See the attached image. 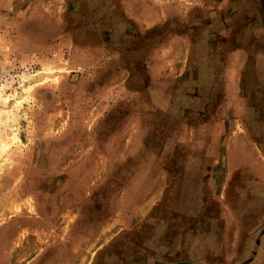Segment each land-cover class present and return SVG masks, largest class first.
Returning a JSON list of instances; mask_svg holds the SVG:
<instances>
[{
  "label": "rangeland",
  "instance_id": "374dc122",
  "mask_svg": "<svg viewBox=\"0 0 264 264\" xmlns=\"http://www.w3.org/2000/svg\"><path fill=\"white\" fill-rule=\"evenodd\" d=\"M253 6L0 0V264L251 263L264 235L225 260L248 229L214 196L264 189L235 167L258 161L234 139L235 98L264 87V56L232 37Z\"/></svg>",
  "mask_w": 264,
  "mask_h": 264
},
{
  "label": "crops",
  "instance_id": "0c3cea01",
  "mask_svg": "<svg viewBox=\"0 0 264 264\" xmlns=\"http://www.w3.org/2000/svg\"><path fill=\"white\" fill-rule=\"evenodd\" d=\"M258 41H259V43H258L259 46L264 48V37L259 38ZM242 50H241V57H238V59L240 58L239 61L244 60V58L242 57ZM258 52H259V56L256 57L253 60V62H251V64L253 63V65H254L253 67L258 66L260 55L264 56V50H261ZM236 53H237V56H240L239 51H236ZM237 56H235L236 59H237ZM241 68H242V64L240 63V67L238 69H241ZM236 72H237V70H236ZM219 81H221V82H219V86H222L219 88V92L222 93V88L224 87L226 90L227 86H225V82L223 83L222 79H220ZM240 86H242L241 80H240ZM240 88L241 87H239L237 85L235 86L236 94H237V91L242 89V88L241 89ZM250 92L251 93L248 96V98H243L242 94H241L242 98H239V100H238V98H235V105H237V101L241 102V109L239 111H237L239 113L238 115L240 118H239V120H236V122H241V124L242 123L247 124V125H244V127L247 129L243 130L242 132H236L235 139H244L246 141V145L243 148L245 154L251 155L250 156L251 160H253L255 158L258 161L257 162H254V161L245 162V164H246L245 165V164L241 163V161L237 160L238 165H236L235 167L237 168V172L244 170V171H247L249 173H254V176H255V175H258L260 171H262V173L264 172V167H259L260 161L263 163L262 160H264V147L260 148L258 146V142L261 144L264 143V142L258 141V140L264 139V131L258 132V131H255L253 129L254 127H256V128H257V126L259 127L260 123L264 124V115L260 113V108H259L263 105V101H264V87L260 88L259 85H256V86L251 88ZM223 98H220V102L218 103L220 108L222 106L226 105V102H223ZM249 100H250V103L244 104V101H249ZM248 109L250 110V112L248 111ZM245 110H247V113ZM248 124H250V126ZM248 140H251V141L248 142ZM249 143L251 144V148H249V150H246L245 148L247 145H249ZM253 143H256L257 145L253 146ZM233 151L234 152L239 151V147L235 146ZM230 155H231V152H230ZM242 180H243V178L242 179L239 178L238 180L235 181V184H234L235 196L234 197H231V198L227 197V194L224 195V197L222 195H220L218 197L214 196V198H215L214 201L216 203H219V207H218L219 213H221V214L224 213V216H225V213H227V211L224 210L227 208L226 205H224L223 210L221 209V199H225L224 201L226 203H233L234 205L232 208V212L234 213V219L239 220L236 222V229H237V227H239L241 229H242V227L243 228L245 227L246 230L248 229L247 231H245V233H243L242 230L239 232V230L237 229L236 235L237 234L238 235L235 236L236 240H235V248L234 249L241 251V253H240V256H235L234 259H232V257H230V256L225 255L226 258H224V259L228 260L230 263L235 262L239 258H241L243 256V252L245 250L246 251L252 250L254 248V244H255L259 234L264 235V231H263L264 229L261 230L262 228H264V189H262V191L259 192V188H258L256 191L257 194H254V191L256 189L248 188V190H244L242 188L243 187L242 185H238V181H242ZM246 185H248V184H246ZM249 185H251V184H249ZM251 186H256V187L263 186L264 187V182L263 181H260V182L256 181V182H253ZM226 187H228V186H226ZM225 217H227V216H225ZM220 218H222L221 215H220ZM211 231L207 232L205 236L210 237L213 235L215 236V234L217 235V233H214ZM210 239H211V237H210ZM258 242H259V244L258 243L257 244H258L259 249L255 253L254 257L251 259L250 264H264V237H262L261 241H259V239H258ZM237 257H239V258L237 259Z\"/></svg>",
  "mask_w": 264,
  "mask_h": 264
},
{
  "label": "flooded vegetation",
  "instance_id": "af4514ba",
  "mask_svg": "<svg viewBox=\"0 0 264 264\" xmlns=\"http://www.w3.org/2000/svg\"><path fill=\"white\" fill-rule=\"evenodd\" d=\"M253 8H254L253 10L255 11V13L251 17V20H250L251 22H248L246 24H243L244 26L239 27L238 29H236V31L234 30L235 33L232 35V37H234L235 40H237V42L239 43V45H240L241 48H246L247 49V48H253L255 46V51H253V52L250 51V50L248 51L249 53H251L250 58L252 57V59H255L256 57L259 56V52H258L259 50H256L257 49V46H259V44H258L259 41L258 40H259V38L264 37V0H254V6H253ZM143 9H145V7H143L141 9V12L144 11ZM235 10L234 9L231 10V13H230L231 19H235L236 18V17H233V16H236L237 15L236 12H238V10L237 11H235ZM153 11H155V10H153ZM143 14H145V13L143 12ZM150 14L155 15L154 13H152V10H151V13ZM152 15H150V16H152ZM246 19H249V16L248 15H246ZM227 20H229V18H225L224 22L227 21ZM172 21H173V19H172ZM177 21H179V20H177ZM234 21L237 22V19H235ZM258 29H259V32H257ZM159 42H161V41H159ZM248 46H250V47H248ZM259 108H260V113H261L262 109H261V107H259ZM120 119H119V121H122ZM109 120L112 121V122H115L116 121V120H112L111 117L108 119L107 122H109ZM155 129L157 130V127L156 126H155ZM205 137L206 136H204L203 138H205ZM234 139H235V137H234ZM250 141L251 140H248V142H250ZM234 147H235V145H234V140H233V149H234ZM233 149H231V151H233ZM229 155H230V151H229ZM115 165H117L118 167H120L121 164H119L117 162ZM196 169H198V168H196ZM190 198L193 199V197H190Z\"/></svg>",
  "mask_w": 264,
  "mask_h": 264
},
{
  "label": "bare ground",
  "instance_id": "6f19581e",
  "mask_svg": "<svg viewBox=\"0 0 264 264\" xmlns=\"http://www.w3.org/2000/svg\"><path fill=\"white\" fill-rule=\"evenodd\" d=\"M7 147V146H6Z\"/></svg>",
  "mask_w": 264,
  "mask_h": 264
}]
</instances>
